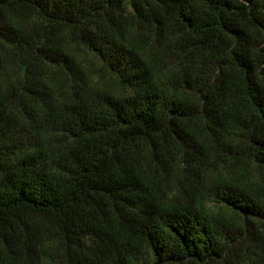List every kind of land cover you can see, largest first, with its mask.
Instances as JSON below:
<instances>
[{"label":"trees","instance_id":"obj_1","mask_svg":"<svg viewBox=\"0 0 264 264\" xmlns=\"http://www.w3.org/2000/svg\"><path fill=\"white\" fill-rule=\"evenodd\" d=\"M264 264V0H0V264Z\"/></svg>","mask_w":264,"mask_h":264},{"label":"rangeland","instance_id":"obj_2","mask_svg":"<svg viewBox=\"0 0 264 264\" xmlns=\"http://www.w3.org/2000/svg\"><path fill=\"white\" fill-rule=\"evenodd\" d=\"M56 264H62L60 261H58Z\"/></svg>","mask_w":264,"mask_h":264}]
</instances>
